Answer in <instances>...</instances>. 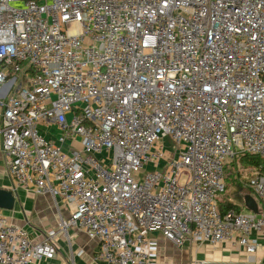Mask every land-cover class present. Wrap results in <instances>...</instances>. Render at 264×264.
Masks as SVG:
<instances>
[{"label":"built area","instance_id":"obj_1","mask_svg":"<svg viewBox=\"0 0 264 264\" xmlns=\"http://www.w3.org/2000/svg\"><path fill=\"white\" fill-rule=\"evenodd\" d=\"M10 1L0 155L14 186L50 197L58 230L84 232L108 264H155V232L253 253L262 165L235 175L257 212L221 209L218 197L237 155L264 162V0ZM55 236L0 212V264L53 258Z\"/></svg>","mask_w":264,"mask_h":264},{"label":"crops","instance_id":"obj_2","mask_svg":"<svg viewBox=\"0 0 264 264\" xmlns=\"http://www.w3.org/2000/svg\"><path fill=\"white\" fill-rule=\"evenodd\" d=\"M38 129L41 134L46 136L44 125L39 124ZM4 164L5 162L0 155V173H3L2 171L5 169ZM9 178L12 188L16 189L17 194L24 195L27 190L15 187L10 176ZM6 188L12 189L10 187ZM246 193H249L248 189ZM39 196L44 198L37 200L34 205H30V212L34 211L35 214L31 223H27L25 227L31 233H35L36 230L54 229L58 250L53 258L36 259L30 264H108L96 257L97 242L88 238L84 232L76 228H68L67 233L59 231L57 209L52 199L46 195ZM243 196L242 199L237 201L231 199V203L238 208H245ZM226 207L228 206L223 205L221 209ZM1 211L7 212L9 210ZM153 236L160 245L155 264H264V232L251 233V237L256 239L257 244L253 253L246 252L239 243L229 241L214 244L209 242L201 244L187 242L183 246L177 247L166 240L159 232L153 233Z\"/></svg>","mask_w":264,"mask_h":264},{"label":"rangeland","instance_id":"obj_3","mask_svg":"<svg viewBox=\"0 0 264 264\" xmlns=\"http://www.w3.org/2000/svg\"><path fill=\"white\" fill-rule=\"evenodd\" d=\"M10 5L14 8H23L25 6V1L24 0H11ZM57 132L58 131L54 126L50 128H46V136L56 138ZM73 144L75 145V148H80L79 143L73 142ZM171 154H172L171 150L167 151L165 153V157H168ZM239 157L240 155H237L236 158L232 159V161L228 164L227 172H226V179H225L226 186H225V189L219 194V197H218V203L220 205V208L226 202H231V199L235 201L242 199V196L247 192V188L243 185L244 179L239 180L240 178L238 176H236V178L233 177L234 175H236V173H238L237 172L238 167H239L240 172L243 173L242 167H244V164L239 161ZM4 166H5V169L4 171H2L3 173H0V187L12 188L11 180L6 170L7 167L5 164ZM14 192L16 193V198H17L14 208L7 212L5 211H0V212L4 214L5 216H7L15 224H18L24 229H26L25 227L26 224L31 223V221L33 220L32 218L34 217V214H35L34 211L30 212L31 210L30 205L31 206L34 205V203H37V200L43 199L44 197L34 194L32 191H26L24 192V195H18L16 189H14ZM244 210L247 211L246 209Z\"/></svg>","mask_w":264,"mask_h":264},{"label":"water","instance_id":"obj_4","mask_svg":"<svg viewBox=\"0 0 264 264\" xmlns=\"http://www.w3.org/2000/svg\"><path fill=\"white\" fill-rule=\"evenodd\" d=\"M15 202L16 193L14 190L0 187V210H12ZM243 203L247 210L257 212V203L251 194H244Z\"/></svg>","mask_w":264,"mask_h":264},{"label":"trees","instance_id":"obj_5","mask_svg":"<svg viewBox=\"0 0 264 264\" xmlns=\"http://www.w3.org/2000/svg\"><path fill=\"white\" fill-rule=\"evenodd\" d=\"M239 161L242 162L244 164V166H248V165H259V164H261L262 165V169L264 170V162H262L259 159L258 156L249 155V154H242L239 157ZM233 177L236 178L235 175ZM224 205L225 206H228V207H236V208H238L235 204H232L231 202H226Z\"/></svg>","mask_w":264,"mask_h":264}]
</instances>
